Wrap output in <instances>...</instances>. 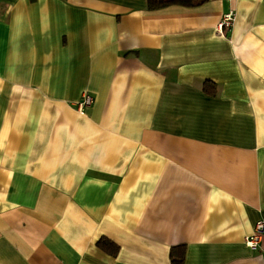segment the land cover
Here are the masks:
<instances>
[{
  "label": "crops",
  "instance_id": "0c3cea01",
  "mask_svg": "<svg viewBox=\"0 0 264 264\" xmlns=\"http://www.w3.org/2000/svg\"><path fill=\"white\" fill-rule=\"evenodd\" d=\"M261 219L264 0H0V264H264Z\"/></svg>",
  "mask_w": 264,
  "mask_h": 264
},
{
  "label": "built area",
  "instance_id": "2783aa9c",
  "mask_svg": "<svg viewBox=\"0 0 264 264\" xmlns=\"http://www.w3.org/2000/svg\"><path fill=\"white\" fill-rule=\"evenodd\" d=\"M234 13L229 11L222 15L220 21L218 22L217 29L222 32L223 29L229 30L233 24ZM92 102V97L88 93H84L78 102L79 108L90 105ZM262 235H264V219L256 222L251 234L244 237V243L251 249H255Z\"/></svg>",
  "mask_w": 264,
  "mask_h": 264
},
{
  "label": "trees",
  "instance_id": "16d2710c",
  "mask_svg": "<svg viewBox=\"0 0 264 264\" xmlns=\"http://www.w3.org/2000/svg\"><path fill=\"white\" fill-rule=\"evenodd\" d=\"M202 1L203 0H147V8L157 9L170 4L195 6L200 4ZM99 245H102L103 249L107 250L112 255H114L117 251V246L106 238L100 239ZM182 258H183L182 252H178V254H174V252L171 250L170 253L171 264H182Z\"/></svg>",
  "mask_w": 264,
  "mask_h": 264
}]
</instances>
